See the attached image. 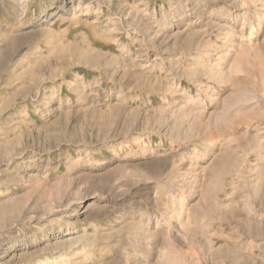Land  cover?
<instances>
[{"label":"rangeland","instance_id":"obj_1","mask_svg":"<svg viewBox=\"0 0 264 264\" xmlns=\"http://www.w3.org/2000/svg\"><path fill=\"white\" fill-rule=\"evenodd\" d=\"M0 264H264V0H0Z\"/></svg>","mask_w":264,"mask_h":264},{"label":"bare ground","instance_id":"obj_2","mask_svg":"<svg viewBox=\"0 0 264 264\" xmlns=\"http://www.w3.org/2000/svg\"><path fill=\"white\" fill-rule=\"evenodd\" d=\"M18 35V34H17ZM17 35H15V36H17ZM5 44V43H4ZM21 44V43H20ZM25 45V44H24ZM9 47V46H8ZM21 48V47H20Z\"/></svg>","mask_w":264,"mask_h":264}]
</instances>
